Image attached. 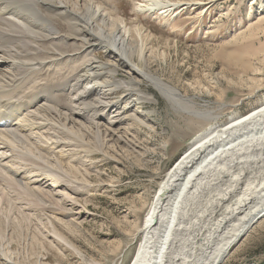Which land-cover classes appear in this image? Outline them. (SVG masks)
Returning <instances> with one entry per match:
<instances>
[{
  "label": "rangeland",
  "instance_id": "1",
  "mask_svg": "<svg viewBox=\"0 0 264 264\" xmlns=\"http://www.w3.org/2000/svg\"><path fill=\"white\" fill-rule=\"evenodd\" d=\"M170 1L178 2V0ZM179 1L182 2L181 4L187 2L193 4L188 0ZM195 1L203 5H187V9L179 15L163 18L146 12L137 13L136 6L143 0H93L113 18H123L125 21L136 23L135 25H141L140 27L146 31L144 35L151 34L153 47L157 48L158 56L163 52L166 54L161 58L153 59L152 72L179 89L186 95L185 97H195L194 101L202 105L195 111L201 110L204 105L211 106L212 112L219 116L218 120L208 124L199 120V117H191L186 113L175 111L164 99L155 95L157 93L154 89L144 84L141 86L142 91L155 93L157 100V102L138 104V109L147 115L146 120L149 124L140 126L130 122L128 116L131 112H128L123 116L124 118H121V125L118 127L117 123L113 127L114 124H110L109 113L104 117L97 115L98 121L94 120L93 123L102 125L103 132H107L108 136L106 137L105 133V137L103 136L105 147L92 141L91 136L83 139L74 136L73 133H69L68 142L67 137L64 139L62 134L54 132L60 131L59 127H62L56 123L58 120L62 122L59 119L61 115L77 118L71 115L75 104L71 101L73 98L64 90L63 94L59 92L57 111L51 112V117L46 116V121L38 122L43 128L36 124L31 133L22 128L21 131L25 130L24 134H28L31 139L12 138V141L10 139L12 144L8 145L7 151L6 149L3 151L4 154H10L8 157L13 155L11 160L13 159L14 163H10L8 158L5 161L9 166L11 164L13 167V164L20 166L18 169L21 168L20 171L27 177L28 175L25 174L27 171L23 169L28 167L27 169L33 171V174L38 172L37 176H39L34 180L42 181L37 185L27 184L28 178L21 174V177H25L23 180L19 181L20 178L15 177L17 183L10 182L9 178L13 177L0 165V264H130L142 241L141 231L144 220L150 211L160 183L191 147L197 134L206 130L208 126L224 125L231 119L245 116L264 104V21H260L264 17V0ZM55 26L62 31L61 35H64L63 31L66 28L62 21H58ZM55 43L57 42L53 44ZM69 44L70 46H60L65 52L64 56L58 55L57 50H53L52 44L43 46L37 56L47 69L38 80L41 84L51 72L53 75L55 73L56 78L52 75L46 83L58 84L57 87L65 86L66 79L68 83L72 79L70 77L82 72L83 67L81 68L79 64L83 62L85 56L75 55L77 57L73 56L72 59L74 47L73 43ZM52 52L54 56L50 55ZM96 54L100 60L105 59L106 55L104 56L102 51ZM79 56L83 59L78 62L76 60L80 58ZM55 57L57 59L65 57L66 60L58 62ZM48 65L50 68H47ZM52 66L56 67L52 70ZM124 71L127 72L126 69L120 68L118 75L120 78L126 76ZM60 72L62 74H59ZM122 96L123 91H119L113 99L119 101ZM98 106L101 107L102 104ZM135 109H132V113L138 114ZM183 109L188 110L189 104H183ZM77 120L81 126L82 123H89L82 118ZM54 125L58 131L53 127ZM47 126L49 128L52 126L55 131H50ZM114 128L116 130L121 128V131L128 130V134L113 133ZM46 131H50L51 134ZM34 132L36 133L33 134ZM38 134L40 136L42 134L43 137ZM36 135L41 139L38 140ZM45 135L46 137L50 135L52 139L46 138ZM125 138L127 143L122 141ZM35 139L38 141L33 142ZM59 139L63 142H57L60 141ZM46 141L49 142L48 145ZM64 141L65 144L68 143L66 147ZM52 143L57 144H53L54 147ZM128 143L130 147H127ZM57 145L60 148H57ZM106 147L115 148V151L112 150L114 153ZM72 149L75 151L70 152ZM21 153L24 156H21ZM38 156L43 157L41 159ZM16 162L24 164L19 165ZM41 172H46L47 179ZM50 176L61 178L60 182L58 179L61 186L56 185L54 188ZM25 183L28 185L27 190ZM71 186L75 187V191H70ZM29 188H33L32 191ZM224 264H264V218L254 225L247 236L231 250Z\"/></svg>",
  "mask_w": 264,
  "mask_h": 264
},
{
  "label": "bare ground",
  "instance_id": "2",
  "mask_svg": "<svg viewBox=\"0 0 264 264\" xmlns=\"http://www.w3.org/2000/svg\"><path fill=\"white\" fill-rule=\"evenodd\" d=\"M188 1L193 4H189L187 1V4H181L182 2L180 3L179 0L178 2L143 0L142 3L137 4L136 11L137 13H151L164 18L165 16L179 15L187 9V5H203L195 0ZM261 20L264 21V17ZM58 21H62L66 28L63 31L64 35H61L62 31L55 26ZM135 24L125 21L123 18H113L100 4L93 2V0H0V120L5 119L4 122H7L4 126H0V165L13 177L9 178L10 182H16L15 177L20 178V181L27 176L20 171L21 168L18 169L20 166L18 167L16 164H13L14 167L12 164L9 166V163L5 162L8 158L9 162L12 163L11 156L13 155L8 157L10 154H4L3 151L5 149L7 151L12 138H30L28 134H24L25 130L21 131L22 128L31 133L39 121H46V116L51 117V112L57 111L58 93H62L63 90L73 98L71 101L75 107L73 106L74 109L71 111L72 117L76 116L85 122H89L88 124L82 123L81 126L77 118L68 117L66 114L61 115L59 119L64 123L60 120H56V123L62 126H58L62 132L58 131L54 125L53 127L58 131L54 133L62 134L64 139L67 137L68 142L70 140L69 133H73L74 136L83 139L91 136L92 141L105 147V139H103L105 132L101 129L102 125L93 123L94 120H97V115L104 117L109 113L111 115L110 124H114L113 127L117 123L119 127L121 118L126 116L128 112H131L128 116L130 122H135L140 126L149 124L146 120L147 115L138 109V104L157 102L155 95L164 99L175 111L186 113L191 117H199V120L208 122V124L218 120L219 116L212 112L211 106L204 105L201 110L195 111L197 107L202 106L194 101L195 97H185L186 95L179 89L152 72L153 59L161 58L166 54L163 52L158 56L157 48L153 47L151 34L144 35L146 31L140 27L141 25ZM54 42L57 43L53 44ZM69 43H73L74 47L71 58L75 55L85 56H83V62L79 64L81 68L83 67L82 72L70 77L72 79L68 83V79H66L65 86L59 87L56 86L58 84L48 85L46 83L53 75L51 72L47 79H45L46 77L42 78L44 82L41 84L38 80L47 69L44 68L45 64L39 61L37 56H39L43 46L52 44L53 50H57L58 55L64 56L65 52L60 46H70ZM99 51H102L104 56L106 55L105 59L100 60V57H97L98 54L96 53ZM50 55L54 56V53L52 52ZM81 56L76 61L79 62L83 59ZM65 60V57L61 59L58 57L57 59L58 62ZM49 65L51 64L49 63ZM55 67L52 66V70ZM120 68L127 70V72L124 71L127 77L120 78L118 76ZM61 72L59 74H62ZM53 76L56 78L55 73ZM62 76L61 79H63ZM50 83L52 82L50 81ZM144 84L154 89L157 94L142 91L141 86ZM119 91H123V96L120 100L118 99L119 101H114L113 96H116ZM67 98L69 99V97ZM99 104L102 106H98ZM183 104H189V109L184 110ZM132 109H135L138 114L132 113ZM49 123L55 124L54 122ZM37 126L40 127L39 124ZM41 127L43 128V126ZM53 127H48V129L55 131L52 129ZM133 128L136 129V127ZM117 130L114 128L112 131L113 133L128 134V130L121 131V128H117ZM38 133L40 134V132ZM105 136H108L107 132ZM40 137H43L42 134ZM40 137H37L38 140L41 139ZM50 138L52 139V137ZM71 139L73 140V138ZM38 140L35 139L33 142ZM61 140L57 142H63ZM117 141L119 142V140ZM122 141L127 143L126 138ZM45 143L48 145L49 142L46 141ZM53 144L56 145L57 143L51 145ZM63 144L66 147L68 143L65 144L64 141ZM55 145L53 146L55 147ZM130 146L128 143L127 147ZM38 149L40 150V148ZM41 149L43 148L41 147ZM50 149L48 150L51 151ZM107 150L115 151V148L109 147ZM73 151L75 150L72 149L70 152ZM134 151L135 149L132 152ZM21 156L24 155L21 153ZM26 157L23 158L26 159ZM16 163L24 164L23 162ZM26 163L28 164V162ZM30 164L32 165V163ZM72 167L74 168V166ZM27 168L23 169L27 171L26 173L23 171L28 175L27 184L37 185L38 182L40 183L42 180H34L38 172L33 174L34 172ZM45 173L41 172L43 175ZM21 174L25 177H21ZM3 176L2 174L1 177ZM49 179L54 188L56 185L61 186L59 183L61 178H53L52 176ZM74 188L71 186L70 191H75ZM43 192L42 194L46 195ZM78 193L80 192L78 191ZM65 214L70 215V213ZM263 218L264 104L245 116L231 119L224 125L208 126L206 130L197 134L191 147L180 157L160 183L150 211L144 220L141 231L142 241L130 264H224L231 250Z\"/></svg>",
  "mask_w": 264,
  "mask_h": 264
}]
</instances>
